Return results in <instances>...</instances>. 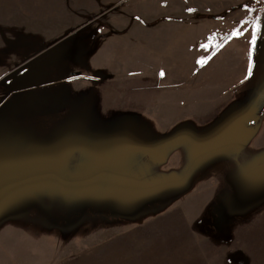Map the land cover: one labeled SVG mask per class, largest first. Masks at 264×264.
Here are the masks:
<instances>
[{
    "label": "rangeland",
    "instance_id": "1",
    "mask_svg": "<svg viewBox=\"0 0 264 264\" xmlns=\"http://www.w3.org/2000/svg\"><path fill=\"white\" fill-rule=\"evenodd\" d=\"M263 1L0 0V264H217L264 166L199 195L185 144L232 97L215 124L254 130L228 160L264 159Z\"/></svg>",
    "mask_w": 264,
    "mask_h": 264
},
{
    "label": "crops",
    "instance_id": "2",
    "mask_svg": "<svg viewBox=\"0 0 264 264\" xmlns=\"http://www.w3.org/2000/svg\"><path fill=\"white\" fill-rule=\"evenodd\" d=\"M231 99L232 97L225 102V105L218 106L217 110L212 114L213 116L210 114L203 120L207 121L204 126L212 128L210 135L206 132L201 138L185 144V146L191 147V158H195L197 164L199 163L198 167L196 165L194 169L196 173L188 174L187 177L205 179L201 184L209 179H231L234 177L242 179L246 175L254 177L258 173L257 167L264 166V159L256 160L257 162L252 164L251 170L248 171L250 165L246 166L244 163L245 165L242 167L240 163L242 158H238L242 154L236 158L234 157V160H230L232 157L228 160L229 156L232 155L230 146H236L235 151H237V146L248 145L250 138L246 136L252 135L254 130V128L251 130L246 124L243 126L232 125L231 122L225 120L230 119L227 115L222 119L226 128H223L222 124H215L220 118L217 115L224 114L231 106ZM166 126L167 129H176L175 124H167ZM263 129L264 127L262 131ZM262 131L252 144L258 145L257 140L262 138ZM182 146L177 139L165 143L166 160L169 161L170 157L174 156L176 148L182 153ZM224 146L229 148L224 151ZM219 150L220 153H218ZM226 158L227 160H224ZM253 160L247 159L245 161L251 162ZM203 185L204 188L197 190L199 195L200 192L206 194V186L205 184ZM222 185L223 183L219 185L213 184L214 188L217 187V190L213 191V194L217 193V209H225L224 206L229 208L228 204L232 202V198H230L229 203L227 201L224 206L222 203H218L222 195ZM185 204V201H183L179 203L177 208L185 207L187 205ZM206 204L207 201L203 200V203H199L198 209H206ZM241 207L242 204L239 208L230 207L228 221H224V219L218 221L217 219V264H264V200L252 206ZM187 209L189 208L187 207Z\"/></svg>",
    "mask_w": 264,
    "mask_h": 264
},
{
    "label": "flooded vegetation",
    "instance_id": "3",
    "mask_svg": "<svg viewBox=\"0 0 264 264\" xmlns=\"http://www.w3.org/2000/svg\"><path fill=\"white\" fill-rule=\"evenodd\" d=\"M261 6H262V9H263V12H262L261 21H260V23H261V28H260L261 30H260V34H259L260 37L262 36V33H264V1L261 4Z\"/></svg>",
    "mask_w": 264,
    "mask_h": 264
},
{
    "label": "snow or ice",
    "instance_id": "4",
    "mask_svg": "<svg viewBox=\"0 0 264 264\" xmlns=\"http://www.w3.org/2000/svg\"><path fill=\"white\" fill-rule=\"evenodd\" d=\"M255 27H256L257 29H259V27H260L259 23H257V24L255 25ZM234 34L238 35L239 32L237 31V32L234 33ZM251 43H252L253 45L256 43L255 34H253V39H252ZM205 47H206V45H205ZM198 63H204V61L201 60V61H198ZM249 74H251V73H249ZM160 75H164V73L161 72Z\"/></svg>",
    "mask_w": 264,
    "mask_h": 264
},
{
    "label": "trees",
    "instance_id": "5",
    "mask_svg": "<svg viewBox=\"0 0 264 264\" xmlns=\"http://www.w3.org/2000/svg\"><path fill=\"white\" fill-rule=\"evenodd\" d=\"M261 43V37H257L256 43L253 45L254 51H256L259 48V44ZM156 184H160L158 182H155Z\"/></svg>",
    "mask_w": 264,
    "mask_h": 264
}]
</instances>
